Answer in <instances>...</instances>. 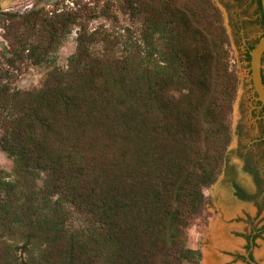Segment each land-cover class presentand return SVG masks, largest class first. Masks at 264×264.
Instances as JSON below:
<instances>
[{"label": "trees", "instance_id": "obj_1", "mask_svg": "<svg viewBox=\"0 0 264 264\" xmlns=\"http://www.w3.org/2000/svg\"><path fill=\"white\" fill-rule=\"evenodd\" d=\"M73 4L4 18L0 264H200L188 232L222 173L237 90L222 12L121 0V26L109 0L113 28L91 31L99 4ZM25 62L48 68L41 88L11 81Z\"/></svg>", "mask_w": 264, "mask_h": 264}, {"label": "rangeland", "instance_id": "obj_2", "mask_svg": "<svg viewBox=\"0 0 264 264\" xmlns=\"http://www.w3.org/2000/svg\"><path fill=\"white\" fill-rule=\"evenodd\" d=\"M56 1L62 2V6L68 8L74 7V1L79 2L80 5H88L92 8H95L99 4L97 13L89 15V18L85 19L89 25V29L91 31H105L113 28L114 24L109 19L99 15L100 12L102 13L104 3L109 0H7L3 2L0 9V53L5 51L9 46L4 37L6 32L5 25L8 24V21L4 20L5 17L13 16L18 18L38 7H45L47 10H51ZM113 1L116 3L113 12L118 17L119 24L121 26H128V17L122 14L118 8V3L121 0ZM213 1L222 12L223 22L229 34L228 49L231 57V70L236 76V97L232 105V112L228 117L232 141L226 154L232 158L231 163L234 166L236 165V168H239V165H237L239 160L236 158V153L233 152V149L237 147L238 136L236 135V128L241 117V112L247 109L248 93L246 85L250 81V64L246 61L243 40L236 25L242 9L234 0ZM253 10L254 8H251L250 12L252 13ZM259 29V26L248 23L246 32L249 39L261 36L263 31ZM79 30L80 27H74L59 50L58 65L61 68H67L70 58L76 53ZM97 47L101 48L100 46H96V50H99ZM20 66L22 70L20 72L13 71L16 77H13V80L11 79L13 84L18 88L33 90L39 89L44 85L48 68L35 66L30 62H25L24 64H20ZM13 165V160L0 148V169L11 172ZM234 166L228 168L223 165V170L218 180L205 190V208L200 215L195 217L189 229V246L200 249L202 253L200 264H203L205 260L206 251L210 252L216 264H250V261L246 259L248 255L252 256L255 262H260L264 258V205L260 204L257 206L255 205V201L238 200L234 196V182L237 179L243 181L241 180L243 177L239 173H236L238 171H235ZM242 183H247L249 188L252 189L256 187L253 180L243 181ZM256 199L260 201L259 198ZM217 220L222 221L224 224L226 228L224 240L226 238L229 244L216 245L211 240V225ZM250 242H252L251 250L248 249Z\"/></svg>", "mask_w": 264, "mask_h": 264}, {"label": "flooded vegetation", "instance_id": "obj_3", "mask_svg": "<svg viewBox=\"0 0 264 264\" xmlns=\"http://www.w3.org/2000/svg\"><path fill=\"white\" fill-rule=\"evenodd\" d=\"M0 0V9L3 2ZM242 9L237 21V30L242 37L244 45V55L246 61L250 64V81L247 83L248 105L244 112H241V117L236 128L238 136L237 147L233 149L238 158L239 168L231 163L232 158L226 154L224 165L225 167H235L244 182L253 180L256 184L255 189L249 188V185L243 184V181L234 182L233 194L238 200L255 201V205H264V103L260 100L256 91L251 71V51L256 44L264 37V10L262 0H234ZM254 8L252 13L250 9ZM257 25L259 30L263 31L261 36L255 39H249L246 32L247 25ZM258 30V31H259ZM245 39V41H244ZM263 81H264V56L262 59ZM259 198L260 201H257ZM248 249H252V242L249 243ZM252 260V256H249ZM248 260V258H246ZM251 264V262H250Z\"/></svg>", "mask_w": 264, "mask_h": 264}, {"label": "water", "instance_id": "obj_4", "mask_svg": "<svg viewBox=\"0 0 264 264\" xmlns=\"http://www.w3.org/2000/svg\"><path fill=\"white\" fill-rule=\"evenodd\" d=\"M264 10V0H262ZM264 56V37L256 44L255 48L251 51V71L252 80L256 91L258 92L260 100L264 103V81H263V63ZM248 260L252 264H264V258L260 262L253 261L249 255Z\"/></svg>", "mask_w": 264, "mask_h": 264}, {"label": "bare ground", "instance_id": "obj_5", "mask_svg": "<svg viewBox=\"0 0 264 264\" xmlns=\"http://www.w3.org/2000/svg\"><path fill=\"white\" fill-rule=\"evenodd\" d=\"M225 229L226 228H225L224 224L220 220H217V221H215V222L212 223V225H211V232H210V238H211V240L216 245H220V244L226 245V244H229V241H227L226 238H225L226 241L224 240V237H225V234H224L225 233ZM224 242H226V243H224ZM203 264H216L215 260L212 259L210 252H207V251L205 252V260H204Z\"/></svg>", "mask_w": 264, "mask_h": 264}]
</instances>
